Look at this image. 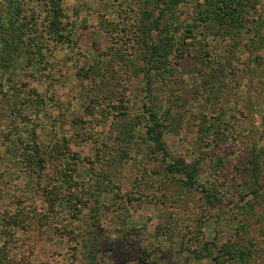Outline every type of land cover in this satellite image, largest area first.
I'll use <instances>...</instances> for the list:
<instances>
[{"label":"rangeland","instance_id":"1","mask_svg":"<svg viewBox=\"0 0 264 264\" xmlns=\"http://www.w3.org/2000/svg\"><path fill=\"white\" fill-rule=\"evenodd\" d=\"M61 2L0 0V264H264V0Z\"/></svg>","mask_w":264,"mask_h":264},{"label":"trees","instance_id":"2","mask_svg":"<svg viewBox=\"0 0 264 264\" xmlns=\"http://www.w3.org/2000/svg\"><path fill=\"white\" fill-rule=\"evenodd\" d=\"M53 1L57 4L56 7L59 6L58 10H60V12H62L63 11V8H62L63 2H61V0H53ZM223 2L225 3L226 0H223ZM221 8H223V4H221ZM52 12H53L52 15L48 18L47 27H48L49 32L51 33L50 35H53V34L56 35L60 31L62 32V29H61L59 22L56 20V19H59V17L57 16L58 15L57 11L53 10ZM144 107H146V109H148L149 112L151 113V110H150V108H148L147 104L144 105ZM150 116L152 119L149 120V125H147L148 126V134L154 140H158L159 136L162 135V132L160 131V129L162 128L163 123L159 119V116L156 115V113L155 114L152 113V114H150ZM151 123H152V125H151ZM191 181H192V184H195V182H196L195 180H191Z\"/></svg>","mask_w":264,"mask_h":264}]
</instances>
